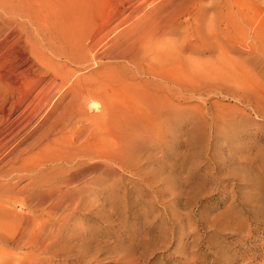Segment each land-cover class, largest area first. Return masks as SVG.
I'll return each instance as SVG.
<instances>
[{"label":"rangeland","instance_id":"rangeland-1","mask_svg":"<svg viewBox=\"0 0 264 264\" xmlns=\"http://www.w3.org/2000/svg\"><path fill=\"white\" fill-rule=\"evenodd\" d=\"M24 1L23 10L42 21L52 13L70 59L84 56L81 62L78 55L71 61L46 53L44 65L24 35L16 43L22 20L12 18L0 31V44L17 31L0 56V140L65 65L75 77L94 76L102 95L91 102L108 106L111 133L106 144L102 129L92 133L94 154L78 169L51 162L67 154L47 153L43 145L24 153V161L0 162L4 183L10 168H19L9 181L14 199L0 198V254L28 264H264V0H86L93 13L82 35L59 8L50 9L54 0ZM41 24L40 31L57 33L53 22ZM161 31L158 44L152 37ZM95 34L98 47L90 54L82 45ZM108 49L129 60L94 61ZM52 58L59 66L50 73ZM15 66L42 78L21 107L10 101L21 100L25 89L6 101L3 86ZM69 96L57 100L60 109ZM34 168L63 176L62 192L39 208L29 198Z\"/></svg>","mask_w":264,"mask_h":264},{"label":"bare ground","instance_id":"bare-ground-1","mask_svg":"<svg viewBox=\"0 0 264 264\" xmlns=\"http://www.w3.org/2000/svg\"><path fill=\"white\" fill-rule=\"evenodd\" d=\"M86 3H88V2H86V0H54V2L52 1V3H51L52 5L50 6V9H52L53 11L54 10L58 11V8H59V12H60L59 15H61V17H62V15L64 16L66 14V16L68 17L67 18L65 16L68 19V24H69L70 28L74 27V28H72L73 30L77 29L78 34H79L80 30L83 31L82 34H85V33H87L88 29L90 28L89 25L91 26V24H90L91 22L88 23L90 21V17H91L88 14L89 11L91 10L90 9L91 7L88 6V7H90L89 8L90 10L88 9V7L86 9V7H85ZM24 4H25L24 0H0V17H2V20L0 21V31L9 26V23L12 22V20H11L12 18H15V17L21 18L22 22H19V32H18L19 38L16 41V43L19 41V39L21 37L25 36L26 42L28 44H30L35 49V51H37V53H38L37 55H39L38 56L39 59L37 58L38 59L37 61H40L41 63L44 62L45 63V64L43 63L44 65L47 64L45 57H44V55L46 53H49L50 55L52 54L54 57L58 56V58L65 56V58L67 60H69L70 59L69 55H68L69 52L64 53V51H63V47H62L63 45L61 42V29L59 27L60 24L56 25L57 23L52 20L53 18L50 16V14H52V13L48 12L47 16L44 17L45 19L43 18L44 21H42V19H39L38 18L39 16L37 17V15L33 16L31 14H27V12H25L23 10ZM90 4L91 3H89V5ZM90 12L93 13V10ZM66 18H65V20H66ZM87 20H88V22H87ZM91 20H92V17H91ZM41 22L44 23V26L47 24L51 26V24L53 22V24H55V25H52L51 27L48 26V27L53 29V26H55L57 33H53V35H52L51 31H47L46 27H44V30L46 28V31H44V30H43L44 32L40 31V28L42 27ZM66 22H67V20H66ZM117 25H115V26H117ZM63 26H64V24H63ZM79 27H81V28H79ZM54 29H53V31H54ZM65 29H68V28L65 27ZM48 30H50V29H48ZM16 32H17L16 30L11 31L9 33V35L7 36V38H5L4 41L0 44V56H3V55L6 56V53L8 51V48L10 47V45H6L5 43H7L6 41L12 35H14V33H16ZM41 32L42 33L46 32L44 34V37H42L43 35L41 36V34H40ZM72 32H74V31H72ZM123 32H124V30H123ZM68 33H69V31H68ZM62 34H63V32H62ZM72 34L73 33H71V36H72ZM80 34H81V32H80ZM163 34H164V32H162V31L158 32V34H156L152 38H155L154 40H158V44H160ZM66 35L68 36L70 34H66ZM110 35H112V32H110L108 30L107 32L105 31L104 34L102 33V35H100V36H101L102 40L105 41ZM67 36H65V37H67ZM74 37H75V35H74ZM77 37L78 36H76V38ZM85 37H86V35H85ZM95 37H96V34L94 36L88 35V37H86L87 38L86 42H88V43H86V44H84L85 43L84 40L82 41V43L84 42L82 45L83 49L86 50V52H88L90 54L92 52H89V51H94V49L96 50V47H98V46H96V44L98 45V43L93 42V41H95ZM78 38H77V40H78ZM80 38H82V36ZM83 39H85V38H83ZM102 40H101V42H102ZM109 42H110V40H109ZM79 43H80V40H79ZM99 43H100V40H99ZM63 44H65V43H63ZM70 44L72 45V43H70ZM102 45H104V44H102ZM117 46H118V44H117ZM148 46L151 47L152 43H148ZM73 47H74V44H73ZM83 49H82V51H79V52H81V53L85 52V51H83ZM69 50H67V51H69ZM157 50H160V49L157 48ZM161 50H163V49H161ZM98 51H99V49H98ZM98 51H96V52H98ZM73 52H75V51H73ZM88 53H87V55H88ZM98 54H99V52H98ZM37 55H35V57ZM71 55H72V53H71ZM77 55L79 56V58H81V62H82V57L84 56L83 54L81 56L79 54L72 55L70 60L73 61L72 58L77 56ZM45 56H47V55H45ZM78 56H77V58H78ZM47 57H49V56H47ZM90 57H92V56L90 55ZM113 57L122 60V62H124V60L129 58V56L125 55L124 51H117L116 52L115 50H112V49H108L103 54V56L100 58L96 54L93 55L94 61L98 60V59L99 60L100 59H106V58L110 59ZM52 59L53 60L51 62H53L55 58H52ZM87 59H89V58L87 57ZM89 60H91V59H89ZM128 60L129 59H127V61ZM71 61H69V62L73 63ZM40 62H39V64H41ZM58 62H60V61H58ZM88 62H90V61H88ZM90 63H92V61ZM54 64H55V62H53V65H51L50 67L52 68V66H55L57 64V62L55 65ZM32 65H33V63H32ZM61 65H64V64H61ZM83 65H84V63L81 64L82 69H84L83 68L84 66H85V69L88 68V67L86 68V65H84V66ZM40 66L37 65L36 67L40 68ZM66 66H68V65H65L62 67L59 66L58 68L60 70L58 69L59 72L58 71L56 72V75H57L56 77H58V78L54 77L53 76L54 74H52V76L54 78L50 79L51 81L50 82L48 81L49 83L46 84V86H44V84H43V87H41L40 91L34 97H32V99H30L29 104L27 106H25V108L16 116V119H15L16 126L12 125L9 132L4 133V131H3V133L1 134L0 162H3V166H6L11 161L17 162L18 160H22V161L26 160L27 158L22 159L20 157L24 153H28L30 150L38 148V147L43 145L44 149H42V151H45L47 153L48 152H50V153H57L58 152V155H59V154H63L65 152V154H67V156H65V159H64V157H62V158L59 157L60 159H54L51 162H56L58 160H64V162H66L68 164L75 165L76 167H74V168L78 169L81 166H87V159L91 160L92 155L94 154L93 151L95 150L96 147L91 146L92 145L91 142H94V140H92V138H93L92 133L93 132L96 131V133H97L98 132L97 130L102 129L103 132L100 134L103 137L102 142L104 144L107 143V141H108L107 137H109V135L111 133V131L108 130V125L110 124V122H109V120H110L109 108L105 103L104 104L105 106H103V104H102L101 106H103V108L101 107L102 109H99L100 108L99 105L103 102H101V103L99 102L100 104L97 103L98 101H96V102L92 101L91 102V99L94 96H95L94 98L96 99L102 95V93H100V94L97 93V89H99L98 88L99 84L94 81L93 75H92L93 77H88V75H87V77H83V75L88 73V72H86V73L83 72L84 74H82V76L79 74L81 77H79V76L75 77V73H73V71H70V70L68 72ZM90 66H92V65H90ZM43 68L46 69L47 67L46 68L43 67ZM49 68L47 69V71L53 70V68L52 69L51 68L49 69ZM65 68L67 71H65ZM54 69L56 70L57 68H54ZM68 69H69V67H68ZM28 70H31V68ZM92 70H93V68L91 69V71ZM32 71H34V70H32ZM38 71H40V70L38 69ZM44 71L45 70H43V72ZM51 71H50V73L53 72V71L52 72ZM12 72H13V77L11 79H8L6 84H4V82H6V81L2 82L4 84L3 86L5 88V91L9 92L8 94L10 95V97L7 98L6 101H10L12 94L17 93V92H22L25 89V94H23L21 100L14 98L10 101L12 106L21 107L25 104L26 101L29 100V97L32 95L33 88H35V85L37 86V83L39 82L38 80H40L42 78H40L38 80H34L30 77L31 75L26 73V71H25V73H22V71L20 70V68L18 66H15L12 69ZM70 72H72V73H70ZM75 72H76V70H75ZM78 73H80V72H78ZM33 74H35V73H33ZM41 75L45 76L44 74H41ZM18 76H20V77H18ZM34 76L35 75H33L32 77H34ZM103 76H105V74ZM37 77L39 78V76H37ZM15 78H17V79L19 78V81L18 80L15 81ZM105 79L108 80L107 78H105ZM39 83H41V82H39ZM120 83H122V82H120ZM27 84H29V86ZM66 91L68 93H65ZM67 95H70L69 99H68L67 103L65 104V106H63L62 109H60L59 104H57V102H58L57 100L61 99L63 101V99H65ZM111 101H112V99H111ZM59 102L61 103V101H59ZM111 105H112V103H111ZM115 107H113V108H115ZM122 107H124V106H122ZM54 108H55V110L60 109L59 112L55 111L58 114H56V115H53L54 113L48 114V110L52 109L51 110V113H52ZM46 109H47V111H46ZM116 109H117V107H116ZM120 109L122 110L121 107H120ZM117 110L120 111L119 109H117ZM45 111H46V113L44 114ZM122 111H120V113ZM120 113H118V114H120ZM47 114L49 116V118L47 117V119L48 120L50 119L51 122H49L50 124L48 123L49 125L46 126L45 124H47L48 120H46L45 117L47 116ZM113 114H115V113H113ZM112 116H114V115H112ZM116 116H117V114H116ZM122 118H123V116H122ZM115 119H116V117H115ZM118 123H119V120H118ZM120 133H121V131H120ZM115 134H113V135H115ZM55 136H57V137H55ZM122 138L119 137V139H122ZM25 140H26V145L24 147H22ZM125 140H126V138H125ZM79 141H80V143H79ZM120 141L121 140H119V142ZM123 141H124V139H123ZM127 144H128V142H127ZM55 146L62 147L63 148L62 150L70 148V149H72V151H69V150H68L69 152L67 150L57 151ZM90 146L92 147V149L90 148ZM100 146H101V144H100ZM126 146L127 145H125V147ZM107 147H109V146H107ZM119 147H121V146H119ZM104 149L106 151L108 148L104 147ZM121 150L122 149H120V151ZM120 151H118V153H120ZM116 153H117V151H116ZM121 153H123V152H121ZM36 158L40 159L39 154L36 155ZM18 170H19V168H15V166H13L12 168H10L9 172L4 175L5 178L9 177V179L8 178L6 179V180H8V183H4V182L0 181V198L3 200L2 202L7 203V202L14 199V197L12 195L14 188L11 186L9 181H12V179H13L12 176L15 175ZM42 171L43 170L38 169V168L33 169V172H32L33 178H32V182H31L32 193L29 194V198H31V197L35 198V200H36L35 204H36V207H38V208L42 207L47 202V200L50 197H52L54 194L56 195L57 192H62V187H63V181H62L63 176L61 173L62 171H60V170L56 171L55 175H53V176L50 174H45ZM73 176L75 177V175H73ZM70 183H71V180L65 184H70ZM19 192H20V190H19ZM25 220H26V224H28L32 220V218L30 216H27L25 218ZM25 220L23 219V223ZM0 264H28V263L19 261L18 258L15 260L11 259L10 257L8 258L2 253V254H0ZM30 264H31V262H30Z\"/></svg>","mask_w":264,"mask_h":264}]
</instances>
